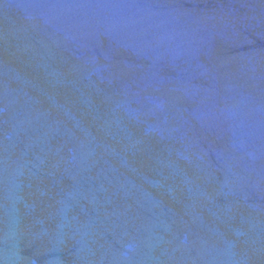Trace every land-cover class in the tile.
<instances>
[{
	"label": "water",
	"instance_id": "water-1",
	"mask_svg": "<svg viewBox=\"0 0 264 264\" xmlns=\"http://www.w3.org/2000/svg\"><path fill=\"white\" fill-rule=\"evenodd\" d=\"M0 264H264V0H0Z\"/></svg>",
	"mask_w": 264,
	"mask_h": 264
}]
</instances>
